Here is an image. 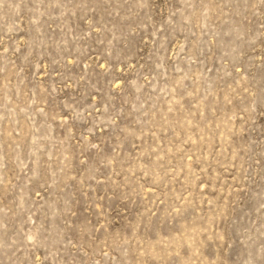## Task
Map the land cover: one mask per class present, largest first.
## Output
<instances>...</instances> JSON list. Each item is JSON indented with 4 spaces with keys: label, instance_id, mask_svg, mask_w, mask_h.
I'll return each instance as SVG.
<instances>
[{
    "label": "rangeland",
    "instance_id": "1",
    "mask_svg": "<svg viewBox=\"0 0 264 264\" xmlns=\"http://www.w3.org/2000/svg\"><path fill=\"white\" fill-rule=\"evenodd\" d=\"M0 264H264V0H0Z\"/></svg>",
    "mask_w": 264,
    "mask_h": 264
}]
</instances>
